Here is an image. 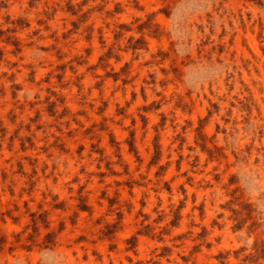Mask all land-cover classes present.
<instances>
[{
    "label": "rangeland",
    "instance_id": "374dc122",
    "mask_svg": "<svg viewBox=\"0 0 264 264\" xmlns=\"http://www.w3.org/2000/svg\"><path fill=\"white\" fill-rule=\"evenodd\" d=\"M0 264H264V0H0Z\"/></svg>",
    "mask_w": 264,
    "mask_h": 264
}]
</instances>
